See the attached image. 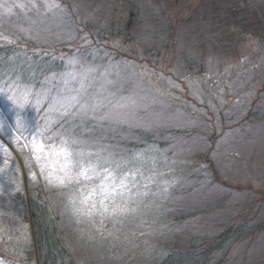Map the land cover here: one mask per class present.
<instances>
[{
  "label": "rangeland",
  "instance_id": "rangeland-1",
  "mask_svg": "<svg viewBox=\"0 0 264 264\" xmlns=\"http://www.w3.org/2000/svg\"><path fill=\"white\" fill-rule=\"evenodd\" d=\"M263 24L264 0H0V264L42 262L30 186L50 190L74 262L84 250L85 264H113L108 252L156 264L157 252L242 227L222 264H264ZM159 44L165 56L152 67ZM126 130L114 143L121 155L107 137ZM131 138L146 149L130 155ZM34 139L46 146L39 160L24 146ZM62 140L73 161L128 177L127 211L112 214L109 202L101 214L98 194L85 201L95 185L69 182L47 148Z\"/></svg>",
  "mask_w": 264,
  "mask_h": 264
},
{
  "label": "trees",
  "instance_id": "trees-1",
  "mask_svg": "<svg viewBox=\"0 0 264 264\" xmlns=\"http://www.w3.org/2000/svg\"><path fill=\"white\" fill-rule=\"evenodd\" d=\"M237 5H234V7H236ZM232 5L229 6V10L235 13V15L238 14V16H240L239 22H242V24H246V19H245V12L244 10H242L241 8H234ZM231 8V9H230ZM247 11H250V8L248 6L244 7ZM131 13L129 15L130 18V22L133 24V14H137L135 17H138L139 12L137 10V8L133 5V7L131 8ZM245 10V11H246ZM257 15V21H258V26H261V20H260V16L259 14L255 13ZM196 15L197 18L199 20V10L196 11ZM140 16V15H139ZM254 17V16H253ZM139 18V17H138ZM141 18V17H140ZM139 22V19H138ZM136 23L133 25L135 26ZM263 29H264V24H263ZM261 30V29H260ZM259 38L264 41V34H260ZM176 41V38H175ZM168 43V42H167ZM153 48V47H152ZM166 48L167 45L165 44H159L157 45V47H155L153 50H156V53L151 54V57L155 58L154 61H151V66L152 67H159L160 64V60H162L163 54L165 56V52H166ZM15 50V49H14ZM149 49H146L145 51H147ZM16 50L12 53V54H16ZM11 54V55H12ZM82 56H84V54H82ZM131 58H133L134 61H141L139 58H136L135 56H131ZM158 60V62H157ZM50 59L49 60H45V64H49ZM29 64V63H28ZM163 64V62H162ZM58 65H56L55 67L52 68V70H61V66H59V68H57ZM29 70H33V68L30 66ZM44 73V67L40 73V75ZM22 77H24V75H22ZM43 77V74H42ZM41 77L38 76L37 79H40ZM37 87H41L44 86L45 87V82L39 80L37 82ZM77 123H80L81 121L76 120ZM129 132L133 135V136H140V132L142 131H135L133 132L129 130ZM128 133V131H125V134H109L107 138L112 140V145L113 147H115V149L117 150V152L121 155H125L124 152L120 149L117 148L114 143H121V141L124 140V137L126 136V134ZM97 137V136H96ZM98 139H94L96 142L101 143L103 141L104 138H99ZM126 141V140H125ZM135 141H137V139H130L127 140V152H130V155H135L137 151H143L145 148L144 146H138ZM132 153V154H131ZM126 159V157L124 158ZM116 167V166H115ZM115 167L111 166V168L115 169ZM34 187L30 186L29 187V202H30V217L32 220V224H33V228H34V232H35V240H36V248L38 251V255L37 257H40L42 259V262L39 261V264H78L77 260L79 258V260L81 261L82 264H85V261L83 260V251H79L80 254L75 257L74 256V260L71 258V254L67 248V246H64V242L63 239L61 238L60 235V229L58 228V218L57 215L54 214L51 210V207L49 205V194H50V190L44 187V189L41 191L39 187H37V189L35 191H33ZM164 216V215H162ZM178 221L174 220V224H176ZM251 233L254 232L255 227L253 225V227H251ZM245 235V231L242 229H229L223 236H220L215 242H210L207 243V239L203 238H197L195 240H192L191 242V246L189 247L188 250H170L168 253H162L157 252L155 254V258L157 260L156 264H213L211 262L212 257L214 254L216 253H221L223 256V259H221V262L218 263L222 264L224 263V261L226 260V255L229 254V252L231 251L233 245L238 242V240L240 238H242ZM63 242V243H62ZM130 242H132V240H130ZM78 245L82 246L81 243H78ZM89 245H94V243L92 241H90ZM84 247V246H83ZM18 248V247H17ZM13 250L14 247H13ZM17 250V249H16ZM29 250H27V247H25L24 250H22V254L20 255L21 258L23 259H27L29 256L32 255V252L30 255H28ZM87 256V255H86ZM103 259H113L114 263L113 264H141V262L143 261L142 258L140 259L139 256H135L133 255L132 258H128L127 256L123 257V262H118L117 259L115 260V258H113V256L111 255V253L108 252L107 255H104L102 257ZM86 260H88V256L86 257ZM95 260V259H94ZM96 264H105L104 262H100L99 259H96Z\"/></svg>",
  "mask_w": 264,
  "mask_h": 264
},
{
  "label": "snow or ice",
  "instance_id": "snow-or-ice-1",
  "mask_svg": "<svg viewBox=\"0 0 264 264\" xmlns=\"http://www.w3.org/2000/svg\"><path fill=\"white\" fill-rule=\"evenodd\" d=\"M17 124L20 125L21 121L17 117ZM25 147H31V151L37 160L42 158V154L46 150V146L43 142L36 144L35 139L32 145L27 143ZM47 148L54 149V154L62 158L63 167L69 169L65 172V176L69 182H75L78 185L82 184V181L91 182L95 187H91L84 199L87 201L92 196L99 195V209L101 214L109 213V202L113 205L112 214L116 212L127 211V204L132 192L130 187V181L127 176H117L118 167L116 169H109L99 163L92 164L86 167L83 161H73V152L71 146L67 140H62L59 145H49ZM39 153V154H38ZM64 182L63 180L61 181ZM91 208H97V203L92 202Z\"/></svg>",
  "mask_w": 264,
  "mask_h": 264
}]
</instances>
